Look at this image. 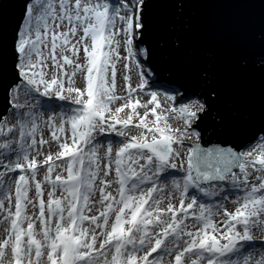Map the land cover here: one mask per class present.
<instances>
[{
	"label": "snow or ice",
	"instance_id": "1",
	"mask_svg": "<svg viewBox=\"0 0 264 264\" xmlns=\"http://www.w3.org/2000/svg\"><path fill=\"white\" fill-rule=\"evenodd\" d=\"M0 0V264H264V0Z\"/></svg>",
	"mask_w": 264,
	"mask_h": 264
},
{
	"label": "water",
	"instance_id": "2",
	"mask_svg": "<svg viewBox=\"0 0 264 264\" xmlns=\"http://www.w3.org/2000/svg\"><path fill=\"white\" fill-rule=\"evenodd\" d=\"M192 19L194 25L214 43H223L243 35L254 38L260 25L258 6L251 7L236 0H208L194 5Z\"/></svg>",
	"mask_w": 264,
	"mask_h": 264
}]
</instances>
